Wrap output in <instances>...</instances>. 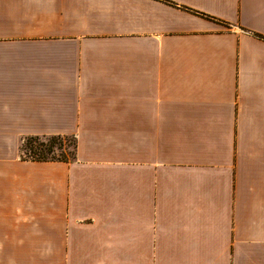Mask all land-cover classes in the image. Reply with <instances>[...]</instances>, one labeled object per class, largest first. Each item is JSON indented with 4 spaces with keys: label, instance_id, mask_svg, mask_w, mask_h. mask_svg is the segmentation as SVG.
I'll use <instances>...</instances> for the list:
<instances>
[{
    "label": "crops",
    "instance_id": "1",
    "mask_svg": "<svg viewBox=\"0 0 264 264\" xmlns=\"http://www.w3.org/2000/svg\"><path fill=\"white\" fill-rule=\"evenodd\" d=\"M0 264H264V0H0Z\"/></svg>",
    "mask_w": 264,
    "mask_h": 264
},
{
    "label": "trees",
    "instance_id": "2",
    "mask_svg": "<svg viewBox=\"0 0 264 264\" xmlns=\"http://www.w3.org/2000/svg\"><path fill=\"white\" fill-rule=\"evenodd\" d=\"M20 149L24 161L69 163L77 156L74 136H32L23 139Z\"/></svg>",
    "mask_w": 264,
    "mask_h": 264
}]
</instances>
